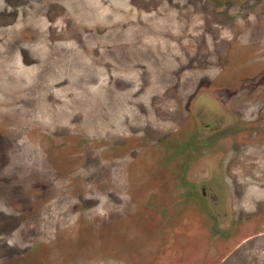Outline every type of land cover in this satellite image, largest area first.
Instances as JSON below:
<instances>
[{
  "label": "rangeland",
  "instance_id": "1",
  "mask_svg": "<svg viewBox=\"0 0 264 264\" xmlns=\"http://www.w3.org/2000/svg\"><path fill=\"white\" fill-rule=\"evenodd\" d=\"M0 264H264V0H0Z\"/></svg>",
  "mask_w": 264,
  "mask_h": 264
}]
</instances>
